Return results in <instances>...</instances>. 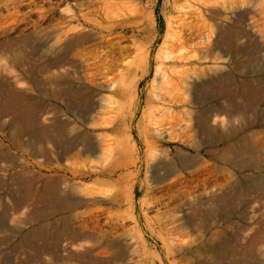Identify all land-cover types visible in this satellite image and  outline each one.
Wrapping results in <instances>:
<instances>
[{"label": "rangeland", "instance_id": "1", "mask_svg": "<svg viewBox=\"0 0 264 264\" xmlns=\"http://www.w3.org/2000/svg\"><path fill=\"white\" fill-rule=\"evenodd\" d=\"M177 34L192 63L165 58ZM0 80L32 116L0 127L6 181L68 195L22 222L36 191L0 190V264H264V0H0Z\"/></svg>", "mask_w": 264, "mask_h": 264}, {"label": "crops", "instance_id": "2", "mask_svg": "<svg viewBox=\"0 0 264 264\" xmlns=\"http://www.w3.org/2000/svg\"><path fill=\"white\" fill-rule=\"evenodd\" d=\"M20 94H16L15 91L11 89L10 82H4L0 80V117H3V122H0V127L10 126L12 125L11 122L7 123L6 120L11 121L14 120H21L24 119L27 121L28 119H32V116L28 114V109L24 107H20L19 103L21 98L19 97ZM18 99V100H17ZM39 106H43L39 103ZM23 113V114H22ZM37 115L40 113L44 114V109L37 108L36 109ZM9 118V119H7ZM51 120V123L47 125H56L58 124V120L56 117H47V120ZM45 119H39L37 116V120L35 122V126L38 128H42L38 134L35 135V142L36 146V154L38 155L37 158H40L41 155V166L42 168L44 165H58V159L55 158L54 152H51V148L53 149L55 143V137L48 133L44 132ZM24 125H27L25 123ZM11 135L7 136L6 138L0 137V160L4 163V165H8L11 162V151L12 145L11 143L19 144V141ZM16 145V146H17ZM1 168H6V167ZM0 168V190H8V191H27L25 195H22L27 200V197L30 195V188L36 191L34 196H37V199L40 197L39 201L36 202L35 211L28 213L27 215L32 216V218H24L19 219L22 222H31V221H39V222H54L56 219L52 217L57 215V212H53V208L60 204L59 201L62 198H68V195H61L60 194V183H59V176H44L42 172L37 173V177H35L37 181L32 183L23 182V176L26 172H15L14 174L9 173L10 181H6V171ZM5 176V177H4ZM56 183V184H54ZM31 193V192H30ZM32 195V193H31ZM11 198V197H10ZM12 199V198H11ZM52 213V214H51ZM51 214V215H50ZM26 215V216H27ZM50 215V216H49ZM35 216V218H33Z\"/></svg>", "mask_w": 264, "mask_h": 264}, {"label": "bare ground", "instance_id": "3", "mask_svg": "<svg viewBox=\"0 0 264 264\" xmlns=\"http://www.w3.org/2000/svg\"><path fill=\"white\" fill-rule=\"evenodd\" d=\"M180 24H181V26L183 27V28H187V30H190V31H192V34H195L194 32V30H193V27L188 23V22H185V21H182V22H180ZM204 28V26H199L198 28H197V31L199 32V33H201L202 32V29ZM209 31L211 32L212 30L211 29H209ZM179 32V31H178ZM197 32V33H198ZM196 33V34H197ZM191 34V33H190ZM189 35V34H188ZM198 35V34H197ZM192 36V35H191ZM199 36V35H198ZM206 36V35H205ZM209 37H210V35H207V39H208V41H209ZM190 38H192V37H183V36H181V35H179V34H177V36H175V37H172L171 38V40H170V42H169V50L166 52V55H165V58H170V57H172V58H174V61L176 62L177 61V58H179L181 61L184 59V60H186L185 59V57L186 58H190L189 60H188V62L189 63H192V61H195V59L194 58H196L197 57V55L195 54V52H193V51H189V52H187V53H179L178 55H175L174 54V51L177 49V47L179 46V45H182V44H184L185 42H188L189 41V39ZM193 39V38H192ZM191 39V40H192ZM186 45V44H185ZM182 46H184V45H182ZM182 46H179L180 48L182 47ZM69 47H70V43L68 42V43H65V44H63V46H62V48H61V50H60V52H59V59H62L63 57H64V55H65V52L66 51H68L69 50ZM178 47V48H179ZM180 48H179V51H180ZM178 51V52H179ZM186 51V49L184 50V52ZM85 57V56H84ZM88 57V56H87ZM192 58V59H191ZM85 59H86V57H85ZM58 60V59H57ZM88 60V59H87ZM95 62V61H94ZM180 62V61H179ZM161 64V63H160ZM177 64V63H176ZM172 65V64H171ZM175 65V64H174ZM88 66V65H87ZM160 66V65H159ZM177 66V65H176ZM200 68V67H199ZM166 69V68H165ZM198 70V68L197 67H195L194 65H190V67L188 66H186V67H182V68H180V69H176V67H173V71H172V73L173 74H175V76L177 77V78H179L181 81H184L185 80V78L188 76V73L190 72V71H197ZM159 71V70H158ZM202 71V70H201ZM160 72V71H159ZM158 72V73H159ZM159 74H161L162 75V80H163V82H166V83H169L170 82V80H171V77L172 76H170V71H163L162 73H159ZM69 82H70V80H69ZM177 82V81H176ZM178 84V83H177ZM167 85V84H166ZM212 87V86H211ZM200 91V90H199ZM201 92V91H200ZM175 100H176V98H175ZM177 100H179V98H177ZM176 100V101H177Z\"/></svg>", "mask_w": 264, "mask_h": 264}]
</instances>
